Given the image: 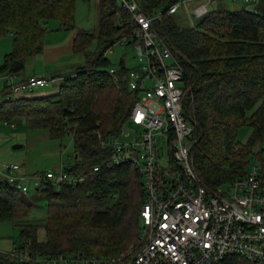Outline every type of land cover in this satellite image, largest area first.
Masks as SVG:
<instances>
[{
	"label": "trees",
	"instance_id": "16d2710c",
	"mask_svg": "<svg viewBox=\"0 0 264 264\" xmlns=\"http://www.w3.org/2000/svg\"><path fill=\"white\" fill-rule=\"evenodd\" d=\"M139 1L147 15L161 12L154 28L184 70L183 115L193 128L192 163L201 185L214 189L244 176L252 159L264 164L260 146L264 142V0L253 11H212L186 28L174 20L175 13L169 14L172 6L185 0ZM74 8L75 0H0V39L12 36V49L4 57L0 74L14 79L21 75L25 60L43 51L50 21L59 23L58 32L73 30ZM131 33L129 15L116 0H99L98 33L78 31L72 43L73 54L82 55L85 62L63 78L56 95L12 100L8 86L0 92V123L11 127L17 121L16 127L26 120L29 127L45 130L51 138L71 135L77 160L69 171L85 177L82 185H43L34 190L47 199L42 240L34 226L18 224L30 216L33 203L7 181H0V223L19 228L17 246L0 255V264H32L20 256L93 253L90 245L123 247L136 239L144 203L141 176L127 163L109 167L111 151L101 147L98 137L118 135L134 105L135 94L124 79L128 68L120 61L119 81H115L106 58ZM96 40L97 47L89 51ZM99 95L98 99L106 96L110 109L108 126L98 125L102 114L93 99ZM233 119L238 126H232ZM240 126L252 129L245 145L236 142ZM212 152L216 156H208ZM169 157L174 163L171 143ZM85 229L100 232V241L78 236ZM104 233H108L105 238ZM225 264L245 263L232 258Z\"/></svg>",
	"mask_w": 264,
	"mask_h": 264
},
{
	"label": "built area",
	"instance_id": "2783aa9c",
	"mask_svg": "<svg viewBox=\"0 0 264 264\" xmlns=\"http://www.w3.org/2000/svg\"><path fill=\"white\" fill-rule=\"evenodd\" d=\"M116 3L128 13L132 28L131 37L116 44L135 49L137 66L128 68L124 76L135 101L118 135L98 137L101 147L111 151L109 167L127 163L141 176L140 230L133 244L114 256L80 253L20 256V260L32 264H225L236 258L245 264H264V164L250 163L244 176L214 189L201 185L192 163L193 128L183 115L184 70L154 28L161 12L147 15L139 0ZM178 8L179 4L172 6L169 14ZM205 13V6L194 9L198 18ZM109 74L119 81L117 68H110ZM3 81L11 92L20 93L56 80L32 78L16 83L4 77ZM129 126L136 129L131 131ZM162 137L168 145L166 167L161 164ZM170 143L174 163L169 160ZM71 164L23 176L19 165L7 164L0 174L27 195L43 185H82L85 177L70 173Z\"/></svg>",
	"mask_w": 264,
	"mask_h": 264
},
{
	"label": "rangeland",
	"instance_id": "374dc122",
	"mask_svg": "<svg viewBox=\"0 0 264 264\" xmlns=\"http://www.w3.org/2000/svg\"><path fill=\"white\" fill-rule=\"evenodd\" d=\"M96 1L97 0H75V17H74V29L69 33L77 34L78 31H89L91 33H98V21L99 15L96 11ZM225 3L231 4L228 1ZM236 4V3H235ZM179 9L173 15L174 20L181 28H186L195 25L197 19L194 18L192 14V9L187 3L179 4ZM232 9V8H230ZM98 17V18H97ZM49 30L44 39H51V37H56L60 33L57 31L59 29V23L56 21H50L48 24ZM59 37V36H57ZM11 36H5L0 40L10 39ZM8 42V41H7ZM11 42V41H9ZM64 43V41L62 42ZM98 41L96 40L91 44L89 51H94L97 47ZM12 46L10 48L4 45V42L0 43V67L4 63V57L7 53L10 52ZM43 54L40 53L36 56L29 57L25 60L24 71L19 75V79L23 76L26 77L28 74H33L36 69L43 68L46 69L45 65L42 62ZM73 56V55H72ZM74 65L75 62L78 64L75 66V69L79 66H82L85 62V59L82 55L73 56ZM75 58H77L75 60ZM106 58L110 61L111 65L115 68L118 67L120 61L124 63L126 68H135L137 66L135 49L132 45L121 46L119 44H115L111 52H107ZM66 62L67 60L64 59ZM55 66L52 63L48 64L47 68H54ZM46 71V70H45ZM64 71L67 73L69 70L58 68V72ZM76 71V70H72ZM4 75L0 74V92L5 88L4 85ZM5 77H9L5 75ZM18 77H15V82ZM62 80L55 81L54 83L47 84L45 87H37L34 88L30 92L22 91L19 94L13 93L9 90V96L12 100L19 98H45L54 96L58 93ZM6 84V83H5ZM118 88V87H117ZM94 97L93 103L97 112L102 114V118L99 120L98 125L102 126V122H105L108 126V113L110 111L108 104L106 103V96ZM232 126H238L236 120L233 119L230 121ZM18 124V122L16 121ZM14 122L11 126H15ZM30 123L28 121H24L16 127H6L0 123V167L6 164H17L21 167L23 173L27 175H34L38 172H48V171H58L62 165L73 163V157L75 155L74 152V141L71 135H65L60 139L51 138L48 135V132L42 129H34L29 127ZM131 131H134L136 128L129 126ZM72 133V132H70ZM252 134V129L249 126H240L238 128V132L236 135V142L245 145L248 141L249 137ZM20 145L21 149L14 150V146ZM264 148V142L261 145ZM260 146L254 149L253 154L255 155L260 149ZM159 147L161 148L160 154L162 157L161 164L162 166H167V153H168V145L166 143L165 137H162L159 140ZM236 149V148H235ZM235 152V151H234ZM213 153V154H212ZM208 153L210 157L212 155L217 154V152ZM264 156V154H263ZM258 162L255 159L251 160V163ZM263 164V163H262ZM194 170H195V165ZM1 169V168H0ZM196 171V170H195ZM197 175V174H196ZM23 176V174L21 175ZM5 176L0 174L1 179L5 180ZM6 181V180H5ZM24 199L27 200L28 203H33V211L28 218L19 220V225H32L36 228V235L39 240L43 239L44 236V227L46 226V202L47 199L45 197H40L34 193V190L27 194H23ZM139 211V210H138ZM138 211L136 215L138 214ZM22 227V226H21ZM132 234H135V230H133L132 225ZM19 228L14 226L12 223L3 222L0 223V255H6L8 253L13 252L14 248L18 243ZM108 233H104V238L107 237ZM78 236L84 238L85 240H99L101 236L100 232L85 229L79 230ZM133 240L123 246V247H107L100 245H90V249L93 253L98 255H112L119 254L122 251L127 250L134 242ZM124 240L120 242L122 245Z\"/></svg>",
	"mask_w": 264,
	"mask_h": 264
},
{
	"label": "crops",
	"instance_id": "0c3cea01",
	"mask_svg": "<svg viewBox=\"0 0 264 264\" xmlns=\"http://www.w3.org/2000/svg\"><path fill=\"white\" fill-rule=\"evenodd\" d=\"M225 1H228L231 4L225 3ZM185 3H187V5H189L190 8L192 9L191 10L192 14L194 13L195 8L199 6H205L206 8L205 15H206L207 13H210L212 11L225 10V9L240 10V9L245 8L248 11H253L254 9H256L259 3V0H250L248 3H246L243 0H187ZM96 11L98 12V15H99V0L96 1ZM193 16L195 19H200V17L198 18L194 14ZM69 32L60 31L59 32L60 34L57 35L59 37L56 36V37H51V39L44 40L43 51L41 53L43 54L42 62L45 65L46 69L44 70L43 68L36 69L33 74H28L26 77L23 76L20 79L18 77L16 81L17 80H18L17 82L28 81L29 79H32V78H44V79L53 78L56 81H58L60 79H63L64 77L72 76L75 73V71L72 72V70H75V66L78 64L79 60L75 62L76 65L73 64L74 63L73 56L75 57V55L72 52V43L77 34L71 35V33ZM2 41L4 42V45L8 46L9 48L10 46H12V36L10 39L0 40V43H2ZM63 41L64 43H62ZM64 59H66L67 61L65 62ZM76 59L77 58H75V60ZM50 63H52V65H54L55 67L47 68L48 64ZM58 68L62 70L67 69L69 71L67 73H64V71L58 72ZM16 94H19V93H16ZM73 160H75V155L73 157ZM3 166L5 165H2L0 168H2ZM20 173L26 174V173H23L22 170H20Z\"/></svg>",
	"mask_w": 264,
	"mask_h": 264
},
{
	"label": "water",
	"instance_id": "95a60500",
	"mask_svg": "<svg viewBox=\"0 0 264 264\" xmlns=\"http://www.w3.org/2000/svg\"><path fill=\"white\" fill-rule=\"evenodd\" d=\"M21 147H22V146H20V145H16V146H14L13 149H14V150H17V149H21Z\"/></svg>",
	"mask_w": 264,
	"mask_h": 264
}]
</instances>
